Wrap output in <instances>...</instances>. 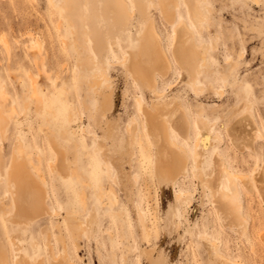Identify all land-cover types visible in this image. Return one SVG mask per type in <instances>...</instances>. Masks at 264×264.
<instances>
[{
	"label": "rangeland",
	"instance_id": "1",
	"mask_svg": "<svg viewBox=\"0 0 264 264\" xmlns=\"http://www.w3.org/2000/svg\"><path fill=\"white\" fill-rule=\"evenodd\" d=\"M49 1L0 0V116L5 117L3 128L0 126V264H16L20 255L30 264L39 260L54 264L48 241L56 254L65 252L74 264H149L145 251H153L154 256L160 252L167 264H215L208 243L200 236L214 241L217 251L228 260L264 264V200L251 180L237 181L247 222L228 223L215 211L209 191L202 190L191 171L193 146L178 139L187 151L188 169L177 177L175 186L163 184L152 167L153 161L157 163V148L146 141L143 131L145 120L155 144V125L150 122L157 108L165 106L172 112V127L184 138L189 125L181 123L180 106L192 124L201 110L211 131L202 145L200 178L210 179L212 159L218 153L232 171L248 179L257 176L254 180L261 185L257 186L264 188V0H207L203 6L208 17L199 31L191 23L183 0H178L176 20L182 19L193 30L194 45L207 46L206 61L200 64L195 82L198 91L188 84L189 51L182 61L183 75L174 61L179 45L188 36L180 29L177 45L171 48V20L175 18L172 15L165 20L158 0H142L145 17L135 15L133 19L119 15L107 0H88L89 10L83 6V12L93 43L88 37L86 42L90 51L97 45L102 47L98 60L107 68L111 91L101 96L78 77L71 27ZM125 2L126 9L134 11L133 0ZM118 15L123 30L111 18ZM153 23L171 62L169 73H156L161 98L129 70L132 55L129 58L128 54L137 50ZM229 65L235 67L227 74ZM112 92L113 110L108 119L113 127L108 131L107 121L101 118L105 111L102 103ZM138 100L144 104V114ZM246 111L260 130L254 133L256 140L250 141L252 149L231 141L232 129L225 127V120L236 122ZM133 119L138 122L137 140L130 145L126 127ZM241 132L247 136L248 131ZM160 133L165 136V131ZM191 134L196 135L195 129ZM97 141L111 159L112 173L117 174L115 183L102 172L104 160L96 150ZM13 158L23 164L16 173L29 170L32 184L44 194L52 213L30 225L9 220L14 212L15 185L7 187L6 179ZM60 162L63 168H57ZM11 171L15 173L14 168ZM174 190L193 194L191 208L187 201L176 208L179 228L167 221ZM109 192L116 199L113 204ZM137 207L147 228L156 231L148 243L141 238ZM91 215L96 226L87 238L76 227ZM135 243L140 253L134 250Z\"/></svg>",
	"mask_w": 264,
	"mask_h": 264
},
{
	"label": "bare ground",
	"instance_id": "2",
	"mask_svg": "<svg viewBox=\"0 0 264 264\" xmlns=\"http://www.w3.org/2000/svg\"><path fill=\"white\" fill-rule=\"evenodd\" d=\"M251 1L259 2V0H251ZM49 2L52 4V7H54V9L60 11L61 15H63L67 24L71 27L72 35L74 37V45H75L74 48L77 51L76 58H77L78 77L86 81L88 83V86L91 89H93L98 96H101L106 92L111 93L108 86L109 77L107 73V68L103 67L98 60V54L101 51L102 47L100 45H97L96 47H92L91 51L96 54V57H94L86 42V39L88 37L93 43L92 35L89 31V28L86 29V26H88L87 17H86L87 15L85 16L83 12V6H86L87 9L89 10V1L88 0H50ZM133 2L135 7L134 11H129L126 9V6L124 5L126 4L125 0H107L108 3L107 5L113 8L115 12H117L119 15L127 14L128 19H133L135 15H138L139 17H145L146 10L142 0H133ZM206 2L207 0H183L187 15L191 23L194 25L195 30L199 31L202 22L206 20V18L208 17L206 16L203 6L204 3ZM158 4H159L158 6L160 9V13L163 17L166 18L165 19L166 21L167 18L168 19L172 18V15L175 18L171 20V24L173 25L172 27L173 38L171 42V48L175 49L177 45V33L179 32L180 29L182 30L183 34L185 33V35L188 36V39L186 38L187 40L183 41L179 45V50L176 59L174 61L178 65L180 69V73H182L183 75L184 63L182 61L185 58V51H189L190 62L189 65H187V70H186L187 74L190 76L188 84L195 91H198V87L196 86L195 82L198 78V74L201 72L199 69L200 64L206 61L207 46L194 45V43L192 42V38H194L193 30L190 29L182 19L178 18L176 20L177 17L174 12L179 7L178 0H158ZM119 15L118 17L112 16L111 18L114 19L113 21L114 23L119 24V29L123 30L124 23L121 22V17ZM28 34L31 35L30 33ZM160 42H161L160 36L154 30V23L150 24L148 28V34L141 41L137 50L133 52V54H128L129 58L130 55H132L129 65V70L132 76L136 80H140L142 81V83L147 85V87L152 91V93L157 98H161L162 95L156 89V83H157L156 73L159 72L161 74H167L171 70L170 59L167 56L165 49L161 46ZM234 67L235 66L232 65L227 66L225 72H227L228 74L229 70ZM138 102H139L140 112L144 114V104L140 100H138ZM102 108L105 111L102 113L101 118L107 121L106 127L107 130L110 131L112 130L113 127V121L108 119V115H110V117L112 115L113 92L112 94H108L105 97L102 103ZM241 109L242 108L240 106V110ZM240 110L238 113H236L238 114V116ZM157 111L158 112L156 116L153 118V121L150 122L151 124L155 125L154 127V130L156 131L154 136L155 144L152 142L150 134L148 133V128L145 120H144L145 126L143 128V131L145 132L144 136L146 141L153 148L154 146L157 148L156 151L157 163L155 164L153 161V166H152L156 178H158V180L163 184H171L175 186L176 184L175 181L177 177L180 175H184L186 173V170L188 169L187 151L184 149L182 145H180L178 139H180L185 144L192 145L193 149L191 153V162H192L191 171L193 175L196 178H198L202 190L209 191L210 200L214 204L215 211L218 214H221L222 217L228 223L234 225L243 224L246 220L244 219V215H243L240 187L237 181L240 178H242L241 182L242 181L246 182L248 180H251L256 192H258L261 198L264 200V188L260 187L261 185L257 184V182L254 180V178L257 176H253L251 179H248L246 178L245 175L243 176L240 174H236L228 166L225 165L221 155L215 153L212 159L213 174L209 176L210 177L209 180H202L200 178V176H202L201 156L204 151L202 145H204L203 143L204 141L209 139L210 136L209 132L211 131V125L203 119V117L201 116V110L197 111L196 119L192 124L190 122V119L188 118L187 113L180 106V111L183 113V118L181 119V123L184 124L187 122L189 125V132L185 135L184 138H182L179 135V133L172 127V116H170L172 112L165 106L158 107ZM246 112H245L246 117L241 116L242 118L236 122L229 121L230 118L228 119V121L224 119L225 127L228 126L229 128L230 126V129H232V132L229 135L231 141H236L239 142L240 144L243 143L245 147H247L248 149H252L250 141H254L256 135V134L254 135V133H259L260 130L252 114L249 111ZM69 114L70 115H68V119L71 120L72 112H69ZM233 114H235V112ZM225 117L227 118L228 115H225L224 118ZM4 118L0 116V126H2L5 123ZM237 126L239 128H236ZM137 127H138V122L135 119H133L131 121V124L126 127L129 136L127 137L129 138L130 145H133L134 142L137 140L136 139ZM192 129H195L196 131V135L194 137L192 136L193 134H191ZM237 129L240 130V133L236 131ZM204 130H206L207 133H203ZM242 130L248 131L247 136L242 135L241 132ZM161 131H165L164 137L163 135H161L160 133ZM227 131L229 132L228 129ZM215 137L221 140L217 134H215ZM210 143L212 144V138L210 140ZM96 146H97L96 150L101 153L102 159L104 160V167H102L103 174L110 182L115 183L117 174L113 175L112 173V168L110 167L111 159H109V157L105 155L104 148L101 145V143H99V141H97ZM14 161L15 158H13V161L10 164V169L7 173V179H6V183L8 184L7 187L10 186L11 184L15 185L14 186L15 193L13 196L14 212L13 215L9 218V220H12L13 222L18 224L30 225L36 219L41 218L42 216L50 215L51 212L45 203L44 194L37 187L33 185L34 183L32 184V180L30 179V175L28 174L29 170L28 173H26L25 171L16 173L17 171L22 170L21 167L23 166V164L20 165ZM24 167L27 168L25 165ZM12 168L15 169V173L11 171ZM57 168H63V164H61V162L60 164L58 163ZM261 172L262 174H264V166L262 167ZM109 193L111 197L110 201L113 204L116 202V199L113 197L111 192ZM191 196H193L192 193H187L177 190H174L173 192V203L171 204V207L167 210L168 211L167 221L173 223V225L176 228H179L180 226V222L178 220L177 222L175 221L176 208L178 207V205H181L184 201H187V207L191 208L193 204L191 201ZM136 209H137V221L140 225L141 238L142 240L148 243L150 242L152 235H156V231L154 229L147 228L142 212L138 209V207ZM15 218L20 219V221L16 222ZM73 219L76 223L78 222V220H76V217H73ZM95 226H96L95 217L94 215H91L87 217L85 223L77 225L76 229L78 233H81L85 237L90 238L94 234ZM200 239L208 243L207 246L208 249L212 251V256L214 257L215 264H238L231 260H228L222 254H220L217 251L218 245H216L214 241H211L209 238L205 236H200ZM46 244L49 247V256L54 264H62V263L74 264L72 263L71 260H69V258L65 256V252L64 255H58L55 253L49 241ZM14 249L16 250V252L18 251L17 246H15ZM134 250L137 253H140L139 252L140 249L137 243H135ZM144 257L146 258V261L149 264H167L166 258L160 252L157 254V256H154L153 251L152 252L145 251ZM16 264H30V263L26 260L24 256L20 255L16 260ZM33 264H44V263L42 260H39ZM138 264H140V262H138Z\"/></svg>",
	"mask_w": 264,
	"mask_h": 264
}]
</instances>
